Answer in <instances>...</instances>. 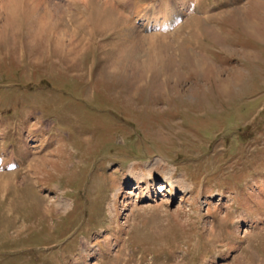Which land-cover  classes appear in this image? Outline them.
Segmentation results:
<instances>
[{
    "label": "rangeland",
    "instance_id": "1",
    "mask_svg": "<svg viewBox=\"0 0 264 264\" xmlns=\"http://www.w3.org/2000/svg\"><path fill=\"white\" fill-rule=\"evenodd\" d=\"M35 2L0 0V264H264V0Z\"/></svg>",
    "mask_w": 264,
    "mask_h": 264
},
{
    "label": "bare ground",
    "instance_id": "2",
    "mask_svg": "<svg viewBox=\"0 0 264 264\" xmlns=\"http://www.w3.org/2000/svg\"><path fill=\"white\" fill-rule=\"evenodd\" d=\"M34 2H35V0H34ZM37 2V1H36ZM35 2V3H36ZM109 3V2H108ZM33 5V4H32ZM118 5L119 6H123V4L122 3H118ZM117 5V6H118ZM165 6H168V9H170L171 8V11H173V5L171 4V3H169V4H166ZM55 7V9H60V12H61V8L59 7V6H54ZM170 7V8H169ZM110 9H112V8H110ZM124 9H126L125 7H124ZM59 12V13H60ZM123 12V11H122ZM172 13H174V12H172ZM119 16L120 17H126L123 13H121L120 12V14H119ZM127 18V17H126ZM168 20H164L163 22H161V24H158V25H156L157 27H159V28H162L163 26L165 27L166 26V24L168 23L167 22ZM153 23V22H152ZM163 23V24H162ZM151 26V25H150ZM155 25H153V26H151V27H156ZM14 160H16V159H14ZM13 161V160H12ZM156 163H158V162H156ZM156 165L157 164H155V162L154 163H152L151 165H148L146 168H148L149 170V173H148V175L146 176V175H144V174H142V173H140V172H137V171H135V167L134 168H132L133 170H131L130 171V173H129V180L130 181H143V180H145L146 179V177L147 178H152L153 177V175H152V170L156 167ZM154 172V171H153ZM163 186H162V184H161V186L158 188V189H161ZM150 200V199H149ZM62 205V204H61ZM65 205V204H64Z\"/></svg>",
    "mask_w": 264,
    "mask_h": 264
}]
</instances>
